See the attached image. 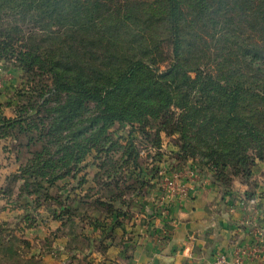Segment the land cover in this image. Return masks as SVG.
<instances>
[{
	"label": "trees",
	"instance_id": "1",
	"mask_svg": "<svg viewBox=\"0 0 264 264\" xmlns=\"http://www.w3.org/2000/svg\"><path fill=\"white\" fill-rule=\"evenodd\" d=\"M7 57L23 78L42 81L0 99V197L20 212L18 234L36 227L50 200L54 218L71 217L68 199L88 184V157L96 185L117 190L94 202L106 220L94 226L107 223L112 237L134 225L121 184L138 197L159 179L138 165L134 133L159 153L170 138L181 160L211 169L224 195L233 179L249 187L264 163V0H0ZM116 124L130 128L124 145L110 133ZM34 132L43 144L20 163V137ZM43 185L66 190L64 200L40 199Z\"/></svg>",
	"mask_w": 264,
	"mask_h": 264
},
{
	"label": "crops",
	"instance_id": "2",
	"mask_svg": "<svg viewBox=\"0 0 264 264\" xmlns=\"http://www.w3.org/2000/svg\"><path fill=\"white\" fill-rule=\"evenodd\" d=\"M192 178L173 201L153 188L146 192L147 201L132 205L139 215L134 225L112 237L105 234L107 223L94 226L106 221L94 204L74 201L68 204L71 217L62 220L52 214L55 201L42 204L36 227L6 241L0 236V259L4 264H211L215 255L233 263L238 249L250 248L254 254L243 264H264V193L246 202L243 188L224 195L209 174L196 171ZM3 211L20 214L10 207Z\"/></svg>",
	"mask_w": 264,
	"mask_h": 264
},
{
	"label": "rangeland",
	"instance_id": "3",
	"mask_svg": "<svg viewBox=\"0 0 264 264\" xmlns=\"http://www.w3.org/2000/svg\"><path fill=\"white\" fill-rule=\"evenodd\" d=\"M168 52V49H165V53ZM169 61H163L160 64V69L163 71L167 68ZM17 62L14 57H7L6 59H0V95H3V97L7 100H10L15 95V92L22 87V85L25 86V88L30 87H40L41 86V78L37 76H30L28 77H22V74L18 71ZM22 84V85H21ZM46 85V84H45ZM44 85V86H45ZM4 100H2L3 104L5 105ZM130 128L128 126H120L116 124L111 130L110 133H112V136L119 140L121 144H126V140L129 135ZM39 134L36 132L33 133V136L30 135V137H24L23 135L20 137V142L23 144L22 153L20 156V163H25L26 158H29V155L27 154L28 151L31 149L32 151L40 150V147L42 146V140L39 139ZM132 141L134 143V147L136 151L138 152V165L141 166L143 169V172L145 174H148L149 176H158L157 183L152 185L151 188L146 190L149 192L152 188L155 190H158L160 193L162 192L163 199L167 201H173L177 196L178 193L174 194V197L172 199H167L165 196L168 195L167 191L171 187L181 186L185 185L189 180L193 179V175L196 171L198 172H205L206 174H209L211 176V171H209L210 168H204L201 167L197 162L190 161V159L187 160H181L178 156V150L177 146L174 142L171 141L170 138H164V148L162 149V153H159L156 148L152 145V141L148 140L144 137L141 133H134L132 135ZM27 145V146H26ZM30 148V149H29ZM35 149V150H34ZM158 154H162V156H158ZM164 155V156H163ZM111 162L119 158L118 153H111ZM86 168L83 172V175H86L88 184L82 188L81 191L72 192L71 197L68 199V204H70V207L72 206L74 201H79L80 204H94L96 200H104L105 198H110L111 196L115 195L117 193V190L115 188H101L98 185H96L95 181L93 180V176L96 172V168L93 166H89V164H93V160L91 157H88V160L86 162ZM96 164V163H95ZM14 166H18V163L15 161ZM255 171L253 178L249 183V187L245 186L244 180L239 179L237 181L232 180V192L239 191L238 188H243V193L240 195L246 202L255 200L256 197H260V195L264 193L259 192L258 189L262 190L264 189V163L262 162H256L255 164ZM91 167V168H90ZM159 168L160 170H157L156 168ZM211 170V169H210ZM158 171V172H157ZM130 174L126 173L125 177H129ZM163 176V177H162ZM178 176V177H177ZM125 182H128L127 185L133 186V189L139 188L138 183H134L132 180H127ZM240 182V183H239ZM246 182V181H245ZM63 183H60V186ZM17 186L18 185H12L13 187V195L15 196L17 193ZM44 190L40 194V199L44 198V193H47L49 196H52V198H61L64 200V196L66 194V190L64 192H61L56 187H49L47 185H43ZM68 186V185H67ZM69 186H75V183L72 182L69 184ZM125 184H121L120 190L125 192L124 199L126 201H130L133 199L135 205H137L138 202L144 203L149 199V195L146 193L142 196H135L134 193L131 191H125ZM15 190V191H14ZM248 192L249 194H252L253 199H245V193ZM70 195V194H69ZM15 198V197H13ZM3 200L0 197V236L4 238L6 241L9 239L12 235H17L16 227L12 225V218L13 213L9 215L6 214L3 209L5 208V202L1 201ZM49 205L53 204L52 200L47 202ZM12 205V204H9ZM9 208V207H8ZM95 209V208H94ZM103 212V210L101 209ZM19 212V211H17ZM104 214V212H103ZM135 219L139 215L133 214ZM15 231V232H14ZM0 264H4L0 259Z\"/></svg>",
	"mask_w": 264,
	"mask_h": 264
},
{
	"label": "built area",
	"instance_id": "4",
	"mask_svg": "<svg viewBox=\"0 0 264 264\" xmlns=\"http://www.w3.org/2000/svg\"><path fill=\"white\" fill-rule=\"evenodd\" d=\"M182 190H183L182 185L176 186V187H171L168 189V191H167L168 195H166L165 197L167 199H172L174 197L175 193H178V196L180 194L183 195L184 191L182 192ZM253 254H254V250H251L250 248L238 249L235 253L233 263L227 262L222 256L215 255L211 264H243L244 261L246 259L252 257Z\"/></svg>",
	"mask_w": 264,
	"mask_h": 264
}]
</instances>
